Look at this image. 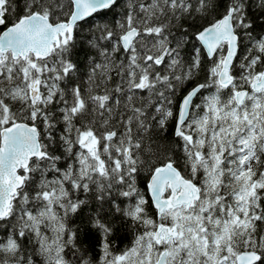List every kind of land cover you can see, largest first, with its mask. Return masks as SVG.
<instances>
[{
  "label": "snow or ice",
  "instance_id": "1",
  "mask_svg": "<svg viewBox=\"0 0 264 264\" xmlns=\"http://www.w3.org/2000/svg\"><path fill=\"white\" fill-rule=\"evenodd\" d=\"M0 264H264V0H0Z\"/></svg>",
  "mask_w": 264,
  "mask_h": 264
},
{
  "label": "trees",
  "instance_id": "2",
  "mask_svg": "<svg viewBox=\"0 0 264 264\" xmlns=\"http://www.w3.org/2000/svg\"><path fill=\"white\" fill-rule=\"evenodd\" d=\"M131 240V233H128L126 230H122L120 233V239L116 241L118 248L127 245Z\"/></svg>",
  "mask_w": 264,
  "mask_h": 264
}]
</instances>
